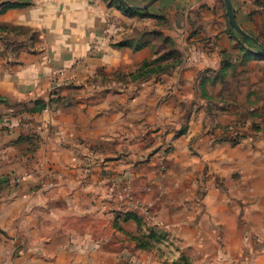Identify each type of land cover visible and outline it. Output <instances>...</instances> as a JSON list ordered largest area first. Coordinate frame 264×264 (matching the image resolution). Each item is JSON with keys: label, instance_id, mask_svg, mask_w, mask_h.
Wrapping results in <instances>:
<instances>
[{"label": "rangeland", "instance_id": "1", "mask_svg": "<svg viewBox=\"0 0 264 264\" xmlns=\"http://www.w3.org/2000/svg\"><path fill=\"white\" fill-rule=\"evenodd\" d=\"M107 1L143 23L115 46L152 55L80 77L66 97L55 90L66 71H52L35 109L57 105L72 124L61 161L57 149L42 157L67 191L0 228V250L46 253L37 264H249L261 233L230 228L247 203L232 198L244 178L222 156L264 142V0H230L243 33L225 0H183L174 24L167 0ZM16 5L0 0V13Z\"/></svg>", "mask_w": 264, "mask_h": 264}, {"label": "crops", "instance_id": "2", "mask_svg": "<svg viewBox=\"0 0 264 264\" xmlns=\"http://www.w3.org/2000/svg\"><path fill=\"white\" fill-rule=\"evenodd\" d=\"M6 1L17 5L0 13V25L4 27L0 29V228L3 229H8L19 215L18 221L24 224L28 218H22V214L33 213L35 206L49 198L61 197L67 191L65 180L52 175L49 169L52 166L42 157L44 150L57 149L56 160L53 154L49 155L50 160L61 161L64 149L60 135L72 124L65 118L64 109L57 105L42 112L35 109L38 100L47 102L50 99L52 71H66L55 89L66 97L69 87L78 85L80 77L94 76L100 69L137 68L152 55L149 49L134 52L115 46L134 22L141 27L143 23L142 18L128 15L109 1ZM182 2L167 0L161 4L163 10L166 5L174 6L166 12L170 21L176 11L186 10L188 4ZM192 2V6L201 4V0ZM20 3L25 5L20 6ZM182 27L179 25L177 29L180 34ZM165 33L174 35V32ZM222 158L224 164L240 171L244 178V188L241 184L235 186L232 198H245L247 203L241 212L244 213L242 224L238 217L237 220L231 218L230 228L236 226L238 230L261 233V248L252 250L247 260L249 264H264V142L258 143L256 148L251 145L231 148ZM16 178L21 182L18 187L14 184ZM236 204L232 213L238 215L239 202ZM39 242L41 240L35 238L29 244L34 246ZM32 252L16 257L8 253V248L1 249L0 264H13L14 261L37 264L47 256L40 251Z\"/></svg>", "mask_w": 264, "mask_h": 264}, {"label": "water", "instance_id": "3", "mask_svg": "<svg viewBox=\"0 0 264 264\" xmlns=\"http://www.w3.org/2000/svg\"><path fill=\"white\" fill-rule=\"evenodd\" d=\"M122 3H124L125 5H127V2L125 0H121ZM153 2V1H152ZM226 2V7H227V12H228V16H229V19L232 23V25L238 29L239 31L242 32V30L239 28L237 22H236V19H235V16L233 14V10H232V5H231V2L230 0H225ZM243 33V32H242ZM263 54H264V50L261 51Z\"/></svg>", "mask_w": 264, "mask_h": 264}]
</instances>
